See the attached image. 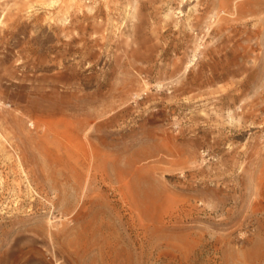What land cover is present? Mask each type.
I'll return each instance as SVG.
<instances>
[{"label":"rangeland","instance_id":"obj_1","mask_svg":"<svg viewBox=\"0 0 264 264\" xmlns=\"http://www.w3.org/2000/svg\"><path fill=\"white\" fill-rule=\"evenodd\" d=\"M0 264H264V0H0Z\"/></svg>","mask_w":264,"mask_h":264}]
</instances>
